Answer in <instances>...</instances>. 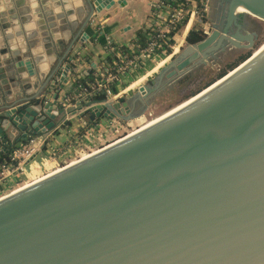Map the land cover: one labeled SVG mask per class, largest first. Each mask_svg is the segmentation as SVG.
Here are the masks:
<instances>
[{"label": "water", "instance_id": "95a60500", "mask_svg": "<svg viewBox=\"0 0 264 264\" xmlns=\"http://www.w3.org/2000/svg\"><path fill=\"white\" fill-rule=\"evenodd\" d=\"M221 1L223 28L187 42L134 94L66 106L62 101L69 96L59 98V92L76 70L73 47L90 38L86 29L100 24V13L124 0H0L3 147L59 134L76 120L89 125L141 117L154 91L184 76L210 51L226 43L253 47L240 17L264 20V0ZM240 6L248 12H238ZM35 27L42 46L30 41L31 33L27 47L22 30ZM14 30L18 46L9 44ZM54 45L64 53L56 62ZM44 53L52 70L40 87L41 69L49 66ZM44 88L55 92L44 95ZM66 165L0 198V264H264V53L153 126Z\"/></svg>", "mask_w": 264, "mask_h": 264}, {"label": "rangeland", "instance_id": "374dc122", "mask_svg": "<svg viewBox=\"0 0 264 264\" xmlns=\"http://www.w3.org/2000/svg\"><path fill=\"white\" fill-rule=\"evenodd\" d=\"M212 2V0H197V6L195 7L196 10L194 9L196 11L195 18H197L195 21V28L204 32L205 29H207V35H209L216 28H223V25L226 21L224 20L223 16L221 18V15H215V6ZM246 18L250 23L244 27V30L245 33L251 34L253 36V47H238L226 43L223 47L210 51L205 61L197 64L184 76L172 82L171 85L161 87L160 89L154 91L149 101L148 110L141 116L140 120H138L140 117L133 119L113 118L109 121L103 119L98 122H93L89 125L82 124L79 120H76L72 124L76 125L75 127L78 126L75 134L78 136L80 135V138L75 137L74 135V137L71 136L68 139H65V135H63V133H68L67 128L61 129L59 134H56L54 131H52L48 137V144L50 143V145H48V147L43 150V152L41 151L42 153L40 155L38 154L36 158V161H38L39 164L41 162L42 163L40 166L38 164L33 166L32 170L29 172V175L21 182L20 188L36 181L40 177L42 178L46 176L48 173L62 167L65 164L75 162L82 157L85 158L90 153H92L91 151L94 152L99 150L104 147V145L116 140L113 138L99 142L98 139L105 137L104 134H102V136L98 135V137L95 138L89 136L92 129L96 128L97 125V128L99 129L100 127L105 129L106 127L110 126V132H116L120 128L127 129L126 132L124 131V133L121 135L123 136L124 134L138 128L148 120L153 119L178 105L193 95L195 92L200 91L212 81L216 80L222 72L229 71L231 65L236 64L237 62L239 63V60L243 56L252 54L254 49L259 47V45H261L264 41V21L251 15H248ZM188 19H190V17H188L186 21ZM186 21L182 25H185ZM235 29L236 27L232 25L229 31L235 32ZM181 32L182 29H180L177 35L178 40L181 38ZM178 42L177 39H174L172 44L176 46L179 44ZM186 43L187 40L185 38V40L180 43L181 46L178 47L179 49L177 50L175 56L180 53L181 49L186 45ZM241 43L247 44L249 41L244 40ZM96 73L101 75L99 72ZM136 86L138 87L137 84ZM51 93L52 90L47 93V95ZM131 93L133 94V91L127 92V94ZM97 142L98 144H96ZM88 146H90L92 150H84L85 153H83V149H87ZM17 188L20 189L19 187ZM17 188L15 189L18 190ZM11 190H6L5 192H2V194L5 195Z\"/></svg>", "mask_w": 264, "mask_h": 264}, {"label": "crops", "instance_id": "0c3cea01", "mask_svg": "<svg viewBox=\"0 0 264 264\" xmlns=\"http://www.w3.org/2000/svg\"><path fill=\"white\" fill-rule=\"evenodd\" d=\"M4 1V0H3ZM118 1V0H116ZM163 2L165 0H124L123 4L116 3L114 6H112L110 9L104 10L102 13H100L98 17V21L100 22L99 25L94 26H88L86 31L89 34V39L85 42H78L75 44L72 50V55L74 56L75 62L72 64V66L76 69L73 73H69V83L65 84L62 88L60 87L59 92V98H63L64 96H71V92L76 84H74L73 88L71 86V81L73 79L81 78L85 79L89 75H91L94 72L101 73V78H103L106 73L107 69L111 66V64L108 63L107 57L109 54L108 46H111L114 44L118 48H127L131 52L137 53V44H136V38L138 32L144 28L145 26H151L155 24V19L157 13L162 9L165 8L163 6ZM13 3V2H12ZM15 3V2H14ZM159 5L161 6V9L159 8ZM15 6V4H14ZM16 7V6H15ZM46 7V6H44ZM50 10V9H49ZM54 11L55 9L52 8ZM55 14H58L54 11ZM197 18H192L186 21V24L182 27V32L180 35L181 38L179 41V47L181 46V42L185 40L186 36L188 35L189 31L193 28H195V21ZM34 24V20L32 21ZM23 26V23H21ZM72 30H68L71 34H74L75 30L71 28ZM75 29V28H74ZM24 31V37L27 39V35L34 33L31 38V42L35 41L36 46H42L43 39L41 37V32L39 30V27H35V29H30V31ZM70 34V35H71ZM7 35H10V33H7ZM12 41H9V44L13 46H18L21 42L26 41V46L29 47V39H25L20 42L19 37L16 35V32H12ZM23 37V38H24ZM111 44V45H110ZM112 47V46H111ZM62 50H59L57 46L54 45L53 48V55L54 58H52V62H56L58 59H60L64 53H62ZM43 58H45L46 63L49 64L48 68L43 70L41 69V73L43 74L42 77L39 78V84L38 86L42 87L44 78L48 72H51V60L47 57V53L41 54ZM172 59L167 60L160 68H164L169 62H171ZM45 63V64H46ZM44 65V64H42ZM151 66H153V61L150 59L143 61V66L140 67L138 70H135L133 72H128L126 74H122L120 79L116 80L113 83L114 88L117 92H132L133 94L139 89V87L146 85L152 80L155 76H148V77H142L143 73L146 72L147 69H150ZM52 70V69H51ZM159 70V71H160ZM158 71V72H159ZM7 73H11V71H7ZM157 73V72H156ZM56 77H59L56 75ZM55 77V78H56ZM95 77H99L98 74H96ZM80 80V79H79ZM134 80L136 83H134ZM78 82V80H77ZM138 85V87L136 86ZM51 88V84L49 83L47 88ZM137 87V88H134ZM45 89V88H44ZM124 89V90H123ZM44 94L46 95L49 93L48 89L44 90ZM55 90L52 91L50 97L53 95ZM132 95V93H131ZM56 101V100H55ZM53 101L54 104H59V101ZM138 118V120H140ZM137 120V119H136ZM65 135V139H68L69 136L67 134ZM33 137H39V136H33ZM112 139V137H110ZM3 140L0 136V148L3 146ZM43 152V151H42ZM40 152L39 155L42 153ZM42 163V162H41ZM40 163V164H41ZM36 164H39L37 161ZM29 169L26 172H23L19 175H15L14 177L10 178V182L15 184V182H18V180H24L29 175ZM14 182V183H13ZM3 191V189L0 191V193Z\"/></svg>", "mask_w": 264, "mask_h": 264}, {"label": "built area", "instance_id": "2783aa9c", "mask_svg": "<svg viewBox=\"0 0 264 264\" xmlns=\"http://www.w3.org/2000/svg\"><path fill=\"white\" fill-rule=\"evenodd\" d=\"M196 2L197 0H183V2L177 6L166 2L162 3L163 6L159 5L160 9L162 6L168 10L165 12L161 9L157 13L155 24L153 25L155 33L154 35L149 36L147 46L140 49L138 53L131 51L130 53H124L123 51L110 46L111 50L115 52L114 56L116 57V60L113 62V65L107 69L106 75L103 78L99 75V77L88 86L75 84L72 95L62 101V103L67 106L80 99H90L101 92L106 94V99L117 100L120 96L127 93L123 91L114 92L112 90L113 83L120 79L122 74L138 70L143 66V61L147 59L153 61V66H151L150 69H147L142 77L153 76L156 74V72L164 66L167 60H170L175 56L179 49V44L174 46L172 43H169V41L176 39L183 26L182 24L185 23L188 17H190V19L196 17ZM174 30L175 32L173 35L168 36V34ZM205 31H207V29H205ZM135 81L138 80H134V83H136ZM97 127L98 125L96 128L92 129L89 136L95 138L98 137V135L102 136V134L105 136L110 132V126L105 129L100 126V129ZM74 135L75 137H79L76 134H72L71 136L74 137ZM48 137L49 136L41 138L32 136L28 141L13 147L9 154V161L0 163V185H3L4 187L12 185L10 182L11 177L26 172L28 169L31 171L32 166L37 162L36 158L38 154L50 145V143L48 144ZM21 182L22 180H18L15 184Z\"/></svg>", "mask_w": 264, "mask_h": 264}, {"label": "bare ground", "instance_id": "6f19581e", "mask_svg": "<svg viewBox=\"0 0 264 264\" xmlns=\"http://www.w3.org/2000/svg\"><path fill=\"white\" fill-rule=\"evenodd\" d=\"M238 12H248L243 6H240L238 8ZM261 19V18H260ZM263 20V19H262ZM264 21V20H263ZM264 53V41L263 43L254 51V53L243 63L241 64L239 67H237L236 69L234 70H231L226 76L222 77V79H219L216 83H214L212 86H210L209 88L205 89L201 94H199L198 96L196 97H192L191 99L189 100H186L184 101L181 105H179L178 107L175 106L176 108H172L171 110H168L166 112H164L163 114L153 118V119H150L148 120L147 122H145L144 124L140 125L138 128L134 129L133 131L129 132V133H126L124 134L123 136H121L124 131L126 132L127 129H122L120 128L118 131L116 132H109L107 135H105V137L103 138H99V142L101 141H106L108 139H111L110 137H112V139H116L115 141H112L110 143H108L107 145H104V147H102L101 149L99 150H96V151H91L92 153H90L88 156H86L85 158H80L78 159L77 161L75 162H71V163H68L67 165H71V164H75L76 162L78 161H83V160H86L88 158H90L93 154H96L98 152H101L102 150H104L105 148H109L110 146H113L115 144H118L119 142L125 140V139H128L130 138L131 136H134L135 134L139 133L140 131L144 130L145 128L147 127H151L153 126L154 124L158 123L160 120H162L163 118L167 117L168 115L172 114L173 112L179 110L180 108H182L183 106L193 102L194 100L198 99L199 97H201L202 95H204L205 93L209 92L210 90H212L213 88H215L216 86H218L219 84H222L223 82H225L226 80H228L230 77L234 76L239 70L243 69L244 67H247L249 64H251L252 62H254L256 60V58L260 57L262 54ZM121 136V137H120ZM118 138V139H117ZM105 139V140H104ZM95 144V143H94ZM98 144V142L96 143ZM92 145V144H91ZM90 145V146H91ZM88 146L87 149H83V153H85L84 150H92L91 147ZM82 155V154H81ZM66 165V166H67ZM33 168V166H32ZM60 168H57L56 170L52 171V172H55L57 170H60ZM52 172L48 173L46 176H48L49 174H51ZM46 176L44 177H40L39 179H37L36 181L30 183V184H27L23 187L20 188V184H13V185H9L7 187H4L3 188V191L2 192H5L6 190H11L10 192L8 191L7 194L3 195L2 192L0 193V198H4L10 194H15L16 192H19L21 190H24L25 188H28L38 182H40L42 179H44ZM17 187H19L20 189H18ZM15 188H17L18 190H16Z\"/></svg>", "mask_w": 264, "mask_h": 264}, {"label": "trees", "instance_id": "16d2710c", "mask_svg": "<svg viewBox=\"0 0 264 264\" xmlns=\"http://www.w3.org/2000/svg\"><path fill=\"white\" fill-rule=\"evenodd\" d=\"M166 3H170L171 5L177 6L179 4H181L183 2V0H165ZM168 9H164V11L166 12ZM179 28V27H178ZM175 32L172 31L170 34H168V36L173 35V33ZM155 30H154V26H145L144 28H142L138 34H137V38H136V44H137V53L140 51V49L144 48L145 46H147L148 42H149V36L150 35H154ZM208 33L205 31H201L197 28H193L189 31L186 40L188 43L190 44H195L198 43L202 40H204L208 35ZM173 40H170L169 43H172ZM112 47H115L116 49H119L121 51H123L124 53H130L129 49L127 48H118L116 47L114 44L111 45ZM108 50H109V54L107 57V61L109 64L113 65V62L116 60V57L114 56L115 52L113 50H111L110 46H108ZM246 57H248V55L243 56L239 61H243L244 59H246ZM239 62V63H240ZM238 64V62L236 64L231 65L230 69H232L233 67H235ZM226 73V71L222 72L219 77H221L222 75H224ZM96 74L92 73L91 75H89L88 77H86L85 79H80L78 80V82H76V84H81L83 86H88L90 83L94 82L96 80L97 77H95ZM112 90L115 92L116 89L114 88V86H112ZM198 92V91H197ZM195 92V93H197ZM194 93V94H195ZM93 99L96 100H104L106 99V94L101 92L95 96L92 97ZM76 125L74 124H70L69 127L67 128L68 136H71L72 134L76 133V130L78 129V126L75 127ZM4 146V144H3ZM1 147L0 148V163L4 162V161H9V154L11 151V148L9 146L7 147Z\"/></svg>", "mask_w": 264, "mask_h": 264}, {"label": "flooded vegetation", "instance_id": "af4514ba", "mask_svg": "<svg viewBox=\"0 0 264 264\" xmlns=\"http://www.w3.org/2000/svg\"><path fill=\"white\" fill-rule=\"evenodd\" d=\"M213 5L215 6V15H222L224 13V9H223V2L221 0H212ZM247 16H241L240 17V22L243 24L244 27H246L247 24H249V20L246 18ZM80 136V135H79Z\"/></svg>", "mask_w": 264, "mask_h": 264}]
</instances>
